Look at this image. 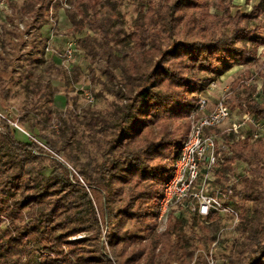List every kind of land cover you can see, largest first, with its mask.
<instances>
[{"label": "trees", "instance_id": "obj_1", "mask_svg": "<svg viewBox=\"0 0 264 264\" xmlns=\"http://www.w3.org/2000/svg\"><path fill=\"white\" fill-rule=\"evenodd\" d=\"M53 1L28 0L24 12L40 17ZM101 2L76 0V12L68 15L71 24L82 26L88 21L91 28L106 35L107 25L99 18ZM212 2L145 0L132 34L136 41L132 60L118 57L107 40L106 74L114 81L118 69L122 81L116 94L119 103L109 116H94L88 124L101 135L97 165H79L67 154L64 163L53 160L51 170L44 173L37 164L45 149L28 136L22 140L18 137L22 132L3 122L0 218L6 217L16 231L5 228L0 219V264H25L32 256L36 264H173L192 258L195 248L189 240L193 235L183 232L188 210L178 208V215L173 210L165 231H158L164 186L188 139L196 96L234 65L250 62L264 45L261 30L249 27L256 7L252 11L240 8L233 14L230 6L219 2L218 9L232 26L218 36L209 30L213 22L203 25L211 15ZM200 10L203 15L196 16ZM249 40L252 44L247 48ZM246 94L238 105L264 120V95L255 100ZM60 137L61 145L46 137L44 144L60 153L69 142L63 131ZM244 140L234 142L230 157L217 170L221 181L240 162L248 165L252 175V179L243 176L241 189L231 188L243 202L251 203L254 216L247 211L240 214L245 236L227 264H264V139L255 151ZM69 164L79 177L66 167ZM191 215L193 220H205ZM82 233L88 237L67 242Z\"/></svg>", "mask_w": 264, "mask_h": 264}, {"label": "rangeland", "instance_id": "obj_2", "mask_svg": "<svg viewBox=\"0 0 264 264\" xmlns=\"http://www.w3.org/2000/svg\"><path fill=\"white\" fill-rule=\"evenodd\" d=\"M27 2L28 0H7L0 13V112L8 119L2 120L1 128L4 121L12 128L15 127L11 123H15L23 131L24 135L18 134L22 140H27L26 133L38 139L30 137L47 152L37 164V167L44 169V173L51 170L53 160L64 163L67 154L74 157L79 165H97L101 161L98 144L101 135L93 132L88 124L94 116H109L113 105L119 103L116 94L122 81L118 69L114 70V81L106 74L108 65L104 52L105 43L110 40L115 47V54L125 61L134 59L133 48L136 41L132 34L137 18L144 10L145 0H102L99 18L101 24L107 25L106 35L98 28H91L88 21L82 26L74 27L71 24L68 15L76 12V0H54L49 11L40 17H34L30 11L24 12ZM219 2L230 6L233 14L240 8L252 11L256 7L258 12L256 10L255 15L250 18L249 27L259 28L264 37V0H213L209 9L211 15L205 18L203 25L213 22L212 29L209 30H214L218 36L228 32L232 26L218 9ZM201 11L196 16L203 15ZM88 16L91 17L90 11ZM81 39L88 41L83 45ZM70 41L75 42L76 52L72 59L65 61L60 55H63L64 48ZM150 44L151 40L147 41L146 48ZM251 44L249 40L247 48ZM238 47H243V44L238 43ZM250 59V62L234 65L212 80L196 96L197 103L200 97H204L212 108L219 99L225 97L234 112V118L243 119L249 113L238 105L239 100L247 96L246 92L251 93L255 100L257 97L261 100L264 95V45L259 47L257 56ZM208 77L214 76L209 74ZM192 117L191 115L188 120L189 134L193 124ZM234 118L211 133L220 136V142L230 143V149H233L231 146L235 147L234 142L245 139L255 151L261 139L254 137L253 125L246 123L234 134L229 131ZM62 131L69 142L64 150L55 153L44 143L47 138L61 145ZM71 165L66 167L79 177ZM243 176L252 179L248 165L238 162L220 183L232 184L241 189ZM81 183H84L82 179ZM235 202L240 213L247 211L250 217L254 216L251 203L243 202L238 195H235ZM175 210L178 215V208ZM184 214L183 232L193 235L189 245L195 248V253L192 258L185 259L186 262L173 264H210L207 257L211 253L215 264H227L229 256L235 252V246L245 236L242 224H235L230 218L220 216H215L214 221L205 219L200 222L193 220L191 214ZM0 219L5 228L15 233V227L6 217ZM166 228L167 225L162 228L159 225V233ZM87 237V233H82L70 237L67 242L81 241ZM200 254L203 255L202 259L199 258ZM24 263L36 264L33 256L24 260Z\"/></svg>", "mask_w": 264, "mask_h": 264}, {"label": "built area", "instance_id": "obj_3", "mask_svg": "<svg viewBox=\"0 0 264 264\" xmlns=\"http://www.w3.org/2000/svg\"><path fill=\"white\" fill-rule=\"evenodd\" d=\"M6 1H0V13L5 8ZM75 52L76 44L70 41L60 56L67 61L73 58ZM192 116L191 132L174 162L172 175L163 189L158 209V223L161 228L167 225L172 211L180 208L203 219L212 216L228 217L238 224L241 213L231 190L233 185L220 183L217 175L218 168L231 155L230 145L224 141L220 142L222 138L211 133L230 118H234V112L225 97L219 99L212 108L207 98L200 97ZM2 120L8 121L0 112V129ZM246 123L253 125L256 139H264V120L251 114H245L243 119L234 118L229 131L238 133ZM11 124L23 133L17 124ZM26 134L36 140L29 133ZM211 255L207 257L208 262L215 264V259Z\"/></svg>", "mask_w": 264, "mask_h": 264}]
</instances>
